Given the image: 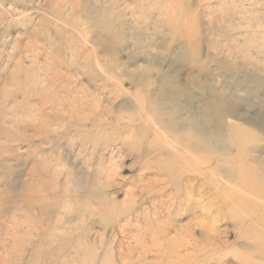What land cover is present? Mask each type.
Segmentation results:
<instances>
[{
	"label": "rangeland",
	"instance_id": "1",
	"mask_svg": "<svg viewBox=\"0 0 264 264\" xmlns=\"http://www.w3.org/2000/svg\"><path fill=\"white\" fill-rule=\"evenodd\" d=\"M164 3L0 0V264L264 263V0Z\"/></svg>",
	"mask_w": 264,
	"mask_h": 264
},
{
	"label": "bare ground",
	"instance_id": "2",
	"mask_svg": "<svg viewBox=\"0 0 264 264\" xmlns=\"http://www.w3.org/2000/svg\"><path fill=\"white\" fill-rule=\"evenodd\" d=\"M154 1H157V0H154ZM165 1V3L164 4H166V6H167V8H169L170 6H173V3H172V1L173 0H164ZM218 2V1H217ZM172 8H174V10H172L173 11V13H175V7L173 6ZM169 9H171V8H169ZM172 11L170 10V12L172 13ZM161 12V16L163 17V19H164V23H165V25L168 27V40H170V42H174L175 41V28L179 31V36H180V38H182L183 39V42H182V44H183V48L184 49H186V50H188V52H190V53H192V60H190V66H192V67H198L199 69H202L203 70V68H204V63H202V62H200L199 60H198V56H199V45L200 44H198L197 43V41L196 40H192L193 38H195V37H197V36H194V37H192V35H191V33L189 32V27H180L178 24L177 25H175V20H172V18H170V13L168 12V10L165 8V9H163L162 11H160ZM236 15V14H235ZM106 23V22H105ZM187 23V22H186ZM107 24V23H106ZM96 25H97V23H96ZM193 27V26H192ZM194 29V28H193ZM194 32V31H193ZM195 33V32H194ZM197 34V33H196ZM198 35V34H197ZM106 45H107V47H106V50L108 51V52H110V53H112V52H114V51H116V49H115V45L113 44V42L111 41H107L106 42ZM170 45H171V43L170 44H168V41H166V42H163V47L165 48V50H169V48H170ZM115 53V52H114ZM88 60H91V55H90V57H89V59ZM200 73V72H199ZM147 92V91H146ZM146 92H145V94H146ZM141 95V94H140ZM147 95V94H146ZM149 95V94H148ZM225 95V94H224ZM140 97V96H139ZM143 98V97H142ZM216 99V98H215ZM220 99H222V95L220 96ZM143 100H144V98H143ZM143 100H141L140 99V102L141 101H143ZM147 100V99H146ZM217 100H219V99H217ZM145 101V100H144ZM144 104V102H142V105ZM141 105V104H140ZM137 106H138V103H137ZM210 106V105H209ZM142 107H144V106H142ZM136 108V107H135ZM138 109H141V108H139V106H138V108L136 109V110H138ZM135 110V109H134ZM140 110H138V111H136V112H139ZM141 113H142V111H141ZM143 114V113H142ZM138 115H139V113H138ZM140 116V115H139ZM141 119V118H140ZM220 119V118H219ZM131 120H133L132 118H131ZM146 121V120H145ZM141 122H143L142 120H141ZM140 122V123H141ZM184 122L186 123V121L184 120ZM156 123V122H155ZM188 126H190V129H192V130H194V128L197 130V128H203V127H201V126H198V124H197V122H195L192 118L191 119H188V121H187V123H186ZM140 125V124H139ZM142 125V124H141ZM153 126V125H152ZM187 126V127H188ZM222 126V125H221ZM139 127V126H138ZM141 127V126H140ZM162 127V126H161ZM156 128V127H155ZM234 128V127H233ZM157 129V128H156ZM155 130V129H154ZM202 130V129H201ZM229 130H231V129H229ZM235 130V129H234ZM203 131V130H202ZM157 132V131H156ZM205 132V131H204ZM154 134H156V133H154ZM202 134V133H201ZM201 136V135H200ZM230 136V135H229ZM236 139V134H234L233 132L231 133V137H229L230 139H231V142L234 144V145H236L237 147H235L236 149H238L239 151L240 150H243V149H246L248 146H247V144L248 143H245V144H243V143H241V142H239V141H236V140H234V138ZM148 139V138H147ZM161 139V138H160ZM200 140V139H199ZM229 140V139H228ZM190 141V140H189ZM194 141V140H193ZM197 141V140H196ZM206 141V140H205ZM205 141H204V138H202V141H200L201 143H198V144H195V145H191V147L194 149V150H198V151H201V150H203L206 146H205ZM207 141H208V139H207ZM147 142V141H146ZM175 142V141H174ZM173 142V143H174ZM185 142V144H186V142L187 141H184ZM227 143V142H226ZM228 143H229V145H227V146H230V145H232V143H230V140L228 141ZM187 145H189V142H188V144ZM187 145H186V147H187ZM189 145V146H190ZM185 146V145H184ZM203 146H205L204 148H201V147H203ZM183 147V146H182ZM192 148H190V149H192ZM200 148V149H199ZM235 148H233V149H235ZM252 147L249 145V147L247 148V150H249V149H251ZM205 149H208V148H205ZM186 150V149H185ZM186 151H189V148H188V150H186ZM235 152V151H234ZM236 152H238V151H236ZM188 153V152H187ZM189 154V153H188ZM239 154V153H238ZM190 155V154H189ZM188 158V157H187ZM197 158V157H196ZM209 158V157H208ZM250 156H248V157H246V159L247 160H250ZM184 159V158H183ZM199 160V159H198ZM209 160V159H208ZM179 161H181V160H179ZM205 161V160H204ZM177 162V161H176ZM185 162V161H184ZM199 162V161H198ZM201 163V162H200ZM202 164H204V163H202ZM177 165H178V163H177ZM237 165V167L238 168H246V165H241V164H236ZM209 166V165H208ZM197 167V166H196ZM169 168V167H168ZM197 170V169H196ZM245 171H247V169H244ZM193 171V170H192ZM195 171V170H194ZM252 175H253V173H251ZM255 174H257V173H255ZM255 174L253 175L254 177H255ZM181 175V174H180ZM179 175V176H180ZM253 176H251L252 178H254ZM234 179V178H233ZM239 179V178H238ZM233 181V180H232ZM243 180H237V182H236V184H240L239 186H236V187H238L239 189H241L242 190V192H238V194H239V196H240V198L242 199V203H241V206L240 207H242V209H243V219L245 220L246 218H250V215H257L255 218H257L255 221H260V224H261V226H262V228H264V183H259V184H257V183H254V184H248V185H245L244 184V182L245 181H243ZM243 194H248V196L249 197H253L254 199H247V201L246 202H243V200H244V195ZM230 195V194H229ZM12 202H14L13 200H12ZM236 204H239V202H237ZM233 205V204H232ZM237 206V205H236ZM238 206V207H239ZM237 207V208H238ZM240 209V208H239ZM231 213V212H230ZM233 215V214H232ZM242 216L241 217H238L239 219L241 218L242 219ZM233 217H235V216H233ZM256 228V227H255ZM246 230V229H245ZM257 230H255L254 228L252 229V230H248V233L249 232H251V233H256V234H258L257 232H256ZM260 231L262 232L260 235H262V237H263V240H264V233H263V231H264V229L263 230H261L260 229ZM255 234V235H256ZM251 247V246H250ZM249 247V248H250ZM262 247H264V243H263V246ZM210 248H214V247H210ZM216 248H218V247H216ZM198 249V248H197ZM219 249V248H218ZM260 250V253H256V255L257 256H261L262 258H264V249H259ZM256 251H257V249H256ZM229 252V251H228ZM234 253V252H233ZM232 253V254H233ZM255 255V254H254ZM196 256V255H195ZM194 256V258L192 259V260H187V259H183L182 261H180V262H176V260L177 259H175V264H179V263H182L183 261H185V260H187V262L188 261H190V262H188V263H192V264H198V262L197 261H201L204 257H205V259H207V257L209 256V252L208 251H205V252H203V253H201L200 255H198V256H201L200 258H197V256L195 257ZM249 256V255H248ZM253 256V255H252ZM234 257H235V259H236V261H237V263L238 264H251V262L249 263V260H248V262L244 259V258H241V256H239V254L238 255H236V254H234ZM259 258V257H258ZM243 259L245 260V263L243 262ZM260 259V258H259ZM258 259V260H259ZM177 261H179V260H177ZM261 261H262V259H261ZM201 263V262H200ZM258 264V263H257ZM264 264V263H263Z\"/></svg>",
	"mask_w": 264,
	"mask_h": 264
}]
</instances>
